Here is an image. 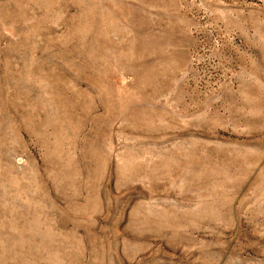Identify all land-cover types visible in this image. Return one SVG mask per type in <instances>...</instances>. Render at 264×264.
<instances>
[{
  "label": "rangeland",
  "instance_id": "obj_1",
  "mask_svg": "<svg viewBox=\"0 0 264 264\" xmlns=\"http://www.w3.org/2000/svg\"><path fill=\"white\" fill-rule=\"evenodd\" d=\"M0 264H264V0H0Z\"/></svg>",
  "mask_w": 264,
  "mask_h": 264
}]
</instances>
